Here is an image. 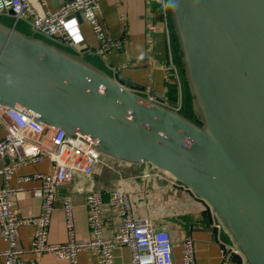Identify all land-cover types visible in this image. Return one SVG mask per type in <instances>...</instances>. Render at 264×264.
Returning a JSON list of instances; mask_svg holds the SVG:
<instances>
[{
    "label": "water",
    "instance_id": "1",
    "mask_svg": "<svg viewBox=\"0 0 264 264\" xmlns=\"http://www.w3.org/2000/svg\"><path fill=\"white\" fill-rule=\"evenodd\" d=\"M167 3L194 117L1 18L0 105L169 173L207 203L232 262L264 264V0Z\"/></svg>",
    "mask_w": 264,
    "mask_h": 264
},
{
    "label": "built area",
    "instance_id": "2",
    "mask_svg": "<svg viewBox=\"0 0 264 264\" xmlns=\"http://www.w3.org/2000/svg\"><path fill=\"white\" fill-rule=\"evenodd\" d=\"M99 1L69 0L51 9L47 6V0H0V18L4 21L13 20L15 26L18 21L25 22L31 32L38 36L62 47L75 49L80 44V38L77 31H73L76 25L70 28L68 22L73 20L70 19L72 14L81 11L98 43L94 54L102 56L122 48L126 39H114L108 33L105 25L99 20L102 14ZM149 1L161 9L166 27L169 61L165 71L177 90L176 99L173 100L177 105L171 107L183 111L184 83L181 70L171 56L170 33L167 27L168 3L167 0ZM148 29L153 32L156 28L150 25ZM147 44H154L153 37L148 39ZM108 69L112 75H115L119 73L120 68L109 65ZM137 92L149 96L145 88ZM0 122L6 129V134L0 139L2 161L0 175L3 179L0 187V237L7 244L6 249L0 252L2 259L0 264H36L23 258L25 249L18 241V230L22 225H29L34 229L30 252L51 254L58 259L66 260L68 264H78L77 255L83 250L95 251L98 264H113L114 249L120 246L129 248L131 264H174L171 235L154 221L164 216L163 208L154 209L151 204V196H153L151 191L155 187L158 188L160 182L184 189L196 196L192 190L176 181L169 173L152 165L144 164L143 170L138 175L140 180H143L140 189L125 186L126 182L132 186L136 185V177L122 178L119 174L117 182L109 191L108 206L116 210L118 217L117 229L110 235L105 231L103 193L95 186L94 175L104 168L115 170L123 162L100 154L95 148L96 143L82 133L75 132L70 136L62 130L51 131L49 126L36 122L32 116L2 105H0ZM43 159L51 162L50 172H36L33 176L23 178L40 181L41 210L35 216L18 219L13 198L21 188L11 187L9 181L17 168L36 164ZM79 177L86 179L87 183H78ZM64 187L83 195L85 216L91 233L88 239L78 240L75 237L72 197L70 194L59 196V189ZM58 201L64 214L67 238L62 243L54 244L49 241L48 232ZM202 202L211 215V224L216 231L217 242L222 248V256L218 264H229L234 256L239 257L240 254L222 236L221 227L209 206L205 201ZM181 258L183 264H197L194 240L190 235L181 241Z\"/></svg>",
    "mask_w": 264,
    "mask_h": 264
},
{
    "label": "crops",
    "instance_id": "3",
    "mask_svg": "<svg viewBox=\"0 0 264 264\" xmlns=\"http://www.w3.org/2000/svg\"><path fill=\"white\" fill-rule=\"evenodd\" d=\"M47 1V6L53 9L69 0ZM99 8L102 12L99 20L105 25L112 38L126 39L124 46L102 56L94 54V50L98 46L97 40L89 23L78 12L71 15L70 19L73 18L74 21L70 20L68 26L72 28L73 25H76L73 31H77L80 44L75 49H67L72 51V53H78L85 57L110 74L112 72L108 69L109 65L119 67V73L121 72L139 85L144 86L148 94L153 88L157 93H161L166 97L167 100H170L167 98V92L170 89H174L177 95L176 86L169 80L168 73L165 71L169 61V49L166 27L159 6L149 0H100ZM168 19L167 27L170 33L171 56L181 70L177 39L170 17ZM7 21L13 24V20ZM17 25L31 33L27 23L18 21ZM150 25L155 26V31L151 32L148 29ZM151 37L154 39V44L148 45V39ZM127 64L129 65L125 66ZM5 134L6 129L0 122V139ZM1 165L2 161L0 159ZM143 168L144 164L141 163H122L115 170L104 168L94 175L95 186L102 190L104 197V225L108 234H113L118 224L116 210L108 206L109 191L117 182L119 174L122 178L136 177V185L132 186L126 182L125 186L131 189H140L143 180H140L138 175ZM50 171L51 162L48 159L16 169L9 184L11 187L21 188V191L13 198L14 210L18 219L37 215L42 206L40 181L33 178L24 180L23 178L25 176H33L36 172L48 173ZM77 180L81 184L87 183L84 178L79 177ZM2 184L3 179L0 175V187ZM151 192L153 195L151 196V204L154 209L163 208L162 214L164 216L158 217L154 221L157 225L164 227L171 235L174 264H183L181 241L187 235L193 237L197 264H218L222 256V248L217 242L216 231L211 232L208 230V227L213 228L212 219L202 200L184 189L167 186L165 182H160L159 187L153 188ZM68 194L71 195L73 200L75 237L78 240L88 239L91 233H89L85 216L86 209L83 195L70 191L68 187L59 189L60 197ZM63 215L60 201H58L53 211L48 232V238L51 243L59 244L66 241L67 232ZM33 233L34 229L29 225H22L18 230L19 245L25 249L23 258L26 261L35 262L36 264H68L66 260L58 259L51 254L30 252ZM222 236L226 239L223 233ZM6 245V242L0 237V252L6 249ZM130 253L129 248L126 246L114 249L113 264H131ZM77 259L78 264H98L97 254L91 250L80 251ZM0 261H2L1 258ZM229 264L235 263L231 260Z\"/></svg>",
    "mask_w": 264,
    "mask_h": 264
},
{
    "label": "trees",
    "instance_id": "4",
    "mask_svg": "<svg viewBox=\"0 0 264 264\" xmlns=\"http://www.w3.org/2000/svg\"><path fill=\"white\" fill-rule=\"evenodd\" d=\"M180 65V64H179ZM183 73H182V80H183V83H184V90H183V100H184V112L186 115H188L189 117H194V114L191 110V97L189 95L190 92H188V89L186 87V83L184 81V78H183ZM176 92L174 89H170L168 92H167V98L170 99V100H175L176 99Z\"/></svg>",
    "mask_w": 264,
    "mask_h": 264
},
{
    "label": "rangeland",
    "instance_id": "5",
    "mask_svg": "<svg viewBox=\"0 0 264 264\" xmlns=\"http://www.w3.org/2000/svg\"><path fill=\"white\" fill-rule=\"evenodd\" d=\"M6 22V21H5ZM6 23H9V24H12V22H9L7 21ZM17 28H19L21 31L25 32V33H28L27 31H25V29H23L22 27H19V25H16ZM29 34V33H28ZM181 70H182V67H181ZM183 73V71H182ZM184 78V77H183Z\"/></svg>",
    "mask_w": 264,
    "mask_h": 264
}]
</instances>
